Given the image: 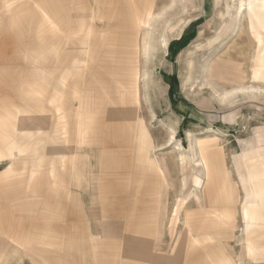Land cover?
Masks as SVG:
<instances>
[{"label": "rangeland", "instance_id": "374dc122", "mask_svg": "<svg viewBox=\"0 0 264 264\" xmlns=\"http://www.w3.org/2000/svg\"><path fill=\"white\" fill-rule=\"evenodd\" d=\"M236 5L0 0V264H264V0Z\"/></svg>", "mask_w": 264, "mask_h": 264}, {"label": "bare ground", "instance_id": "6f19581e", "mask_svg": "<svg viewBox=\"0 0 264 264\" xmlns=\"http://www.w3.org/2000/svg\"><path fill=\"white\" fill-rule=\"evenodd\" d=\"M230 8L231 7L229 6L228 9H230ZM236 8H237V12H238L237 14L241 16L242 12H244L247 8V0H237ZM99 11H100V9H99ZM105 17H108V16H105ZM101 19H102V17H101ZM101 19H100V21H101ZM152 19H153V13H152V10L150 8L149 10H147V12L145 14V18H144V20L141 21L140 25H142L144 27H148V26L150 27V25L152 24L151 23ZM162 38H163L162 43L164 44V46H168V42H169L168 38L166 36H164ZM144 43H145V45L143 47H144V50L146 52L147 50L151 49V45L149 43H147L145 40H144ZM95 48H96V46L93 44L92 46H90V51L92 53H95V51H93V49H95ZM144 50H143V52H144ZM226 96H227V94H226ZM147 134L148 133H146V130L144 129L143 124L140 123L139 124V140H140L139 153H140L141 163H139V164L146 165L149 169L156 170V169H159L158 168L159 165L157 164V161L152 160L149 157V153L152 151L153 148L151 145V140L148 137L149 134L148 135ZM188 157H189V161L185 160V158H184L183 163H194L195 160L193 158H191L189 155H188ZM182 158H183V155H182ZM262 165H263V163H258V165L254 167V171H253L254 179L251 180V190L252 191L250 193V197H251V204H250L251 205V208H250L251 223L249 226L250 233L248 236V241L250 242L251 256H253L254 258H257V259L262 258L264 255L263 252L255 250V249H258L259 247L262 248L264 246V244L262 242L263 237H264V235L262 234V231L264 230V168L262 167ZM192 189H194V188L189 187L187 191L189 193H191V191H193ZM225 201L227 204L228 200H225ZM26 208H28V207H26ZM205 239L208 241L207 237Z\"/></svg>", "mask_w": 264, "mask_h": 264}, {"label": "crops", "instance_id": "0c3cea01", "mask_svg": "<svg viewBox=\"0 0 264 264\" xmlns=\"http://www.w3.org/2000/svg\"><path fill=\"white\" fill-rule=\"evenodd\" d=\"M216 73H217V71H216ZM215 76H218V75L216 74ZM239 91H241V92H248V91H252V92H254V91L261 92V91H263V90H262V89L255 88V87H250V88H239V89H237L236 91H234V93L239 92ZM227 95H229V94H227ZM225 96H226V95H225Z\"/></svg>", "mask_w": 264, "mask_h": 264}]
</instances>
